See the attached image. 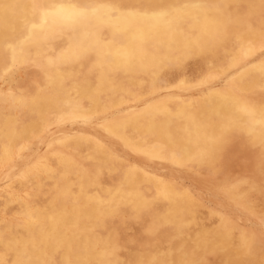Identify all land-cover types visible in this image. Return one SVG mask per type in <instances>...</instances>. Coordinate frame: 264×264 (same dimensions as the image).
Instances as JSON below:
<instances>
[{
    "label": "bare ground",
    "instance_id": "6f19581e",
    "mask_svg": "<svg viewBox=\"0 0 264 264\" xmlns=\"http://www.w3.org/2000/svg\"><path fill=\"white\" fill-rule=\"evenodd\" d=\"M262 1L0 0V264H125L116 255L121 229L110 222L118 212L132 217L129 226L146 216L148 231L164 225L181 234L193 217L187 197L127 167L119 152L208 164L229 135L248 136L264 150V100L244 96L264 94V61L246 67L264 42ZM30 67L38 81L14 89L16 71ZM233 77L243 95L229 84L216 89L215 80ZM91 120L124 149L79 134L23 162L32 140ZM199 244L223 250L233 264L249 253L206 228ZM142 247L123 257L129 264L195 263L163 246L153 254Z\"/></svg>",
    "mask_w": 264,
    "mask_h": 264
},
{
    "label": "rangeland",
    "instance_id": "374dc122",
    "mask_svg": "<svg viewBox=\"0 0 264 264\" xmlns=\"http://www.w3.org/2000/svg\"><path fill=\"white\" fill-rule=\"evenodd\" d=\"M258 5L262 7V5H264V0L259 2ZM262 9H264V6ZM262 41H264V38ZM261 45L262 48L258 50L256 55L254 57H250L251 60L247 61L246 67H250L264 61V42ZM28 69L29 72L26 71ZM32 69L33 68L31 67L19 68L11 82L12 87L14 89H21V87H26L31 83H36L38 81V76L35 74V70ZM22 79L25 80L23 81ZM215 81L216 89L218 90L225 89L229 84L230 88L235 90L239 95H243L245 93V90L241 88L240 78L237 79L233 77L229 80V82L227 79L221 78H218ZM238 89L241 91L239 92ZM170 91L173 92V94L178 92L176 89H171ZM194 92L198 93L196 91H192L187 93L186 97L193 96L192 94ZM244 96L252 102L257 103L264 100L263 92L258 89H252ZM111 117L112 115L106 117V120L111 119ZM100 122L101 121L91 120L86 125H82L80 123H64L56 131H53V136L32 140L30 147L24 154L23 162L30 164L38 157L42 156V154L46 155V152H48L49 149H52L60 139L74 137L79 134H83L87 137H99L113 150H123L124 148L120 145L119 140L109 137L101 130ZM243 148L245 149L243 150ZM262 153H264V150L260 142H254L248 136L242 137V135L227 136L220 149L212 153V159L208 164L194 161H182L180 163H175L171 162L167 158L152 160L149 158H142L133 153H126V151L119 152V154L123 156V164L127 167L134 165L140 169H144L148 174L166 182L176 191L180 190L179 192L184 194L189 201L193 217L189 222L182 226L181 234L176 235L164 225H158L155 229H150L148 231V229L142 226L143 220H145L146 216H142L140 220L134 221L135 223L133 227L132 225L129 226L130 223H132V217H128L126 213L118 212L116 215L111 217L110 222L111 225L115 227L117 226L118 229H121L118 233V246L121 245L124 247L121 251H117L116 255L118 257L120 256V259L124 258L123 260L126 262L125 264H129L128 259L123 257V253L132 250L131 248L135 249L143 246L142 248L144 251L149 254H153L156 247L163 246L165 253H167L170 257L178 255L184 257H194V264H233L223 250L216 252L204 251L202 249L199 244L201 241V231L206 228L212 233H221L224 237H226V239L246 246L249 253L244 264H264V154ZM247 154L249 155L247 156ZM221 157H223V159ZM219 159H222V161ZM204 169L208 170L206 171ZM14 185L16 184L14 183L13 186ZM5 187V183L1 181L0 203L3 197L2 192L6 189ZM14 187L16 188L17 186ZM144 212H149L146 215L148 218L151 217V209L149 210L146 208ZM160 240H162V242ZM181 240L182 244H180ZM192 240H197V244L191 246L190 241Z\"/></svg>",
    "mask_w": 264,
    "mask_h": 264
}]
</instances>
